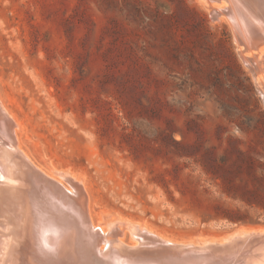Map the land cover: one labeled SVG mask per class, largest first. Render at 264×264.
Returning a JSON list of instances; mask_svg holds the SVG:
<instances>
[{"label": "rangeland", "instance_id": "1", "mask_svg": "<svg viewBox=\"0 0 264 264\" xmlns=\"http://www.w3.org/2000/svg\"><path fill=\"white\" fill-rule=\"evenodd\" d=\"M241 48L202 0H0V100L95 222L217 239L264 228V96Z\"/></svg>", "mask_w": 264, "mask_h": 264}, {"label": "bare ground", "instance_id": "2", "mask_svg": "<svg viewBox=\"0 0 264 264\" xmlns=\"http://www.w3.org/2000/svg\"><path fill=\"white\" fill-rule=\"evenodd\" d=\"M202 1L230 23L264 96V0ZM19 130L0 100V264H264V228L177 243L114 215L95 222L83 181L38 167ZM42 228L57 233L47 245ZM128 229L131 246L122 240Z\"/></svg>", "mask_w": 264, "mask_h": 264}, {"label": "clouds", "instance_id": "3", "mask_svg": "<svg viewBox=\"0 0 264 264\" xmlns=\"http://www.w3.org/2000/svg\"><path fill=\"white\" fill-rule=\"evenodd\" d=\"M56 235H57V233L54 230H50V229H47V228H42L39 231V237L38 238H39L41 243L47 245L49 237L55 238Z\"/></svg>", "mask_w": 264, "mask_h": 264}, {"label": "water", "instance_id": "4", "mask_svg": "<svg viewBox=\"0 0 264 264\" xmlns=\"http://www.w3.org/2000/svg\"><path fill=\"white\" fill-rule=\"evenodd\" d=\"M111 215H113V214L109 213V214H106L105 216L107 217V216H111ZM216 225L219 227H226L227 226V228H231L232 229L231 233H228L227 235L233 234L234 232H237L239 229V228H233V224H231V223H226V224L218 223ZM201 236H202V232L199 231L198 233L195 234V238H196L195 240H197L198 238H201Z\"/></svg>", "mask_w": 264, "mask_h": 264}]
</instances>
